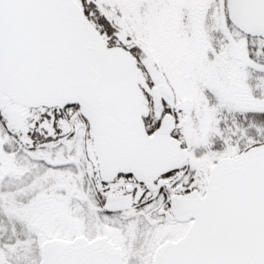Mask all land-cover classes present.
Wrapping results in <instances>:
<instances>
[{
	"label": "snow or ice",
	"instance_id": "1",
	"mask_svg": "<svg viewBox=\"0 0 264 264\" xmlns=\"http://www.w3.org/2000/svg\"><path fill=\"white\" fill-rule=\"evenodd\" d=\"M0 264H264V0H0Z\"/></svg>",
	"mask_w": 264,
	"mask_h": 264
}]
</instances>
